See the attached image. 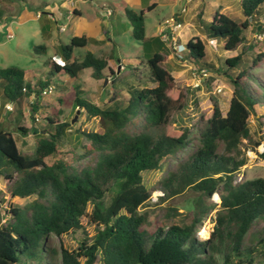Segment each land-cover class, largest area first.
Here are the masks:
<instances>
[{
	"label": "trees",
	"instance_id": "16d2710c",
	"mask_svg": "<svg viewBox=\"0 0 264 264\" xmlns=\"http://www.w3.org/2000/svg\"><path fill=\"white\" fill-rule=\"evenodd\" d=\"M239 5L242 22L217 11L209 22L202 23L205 38L220 40L222 48L233 50L244 41L243 32L250 21L256 23L257 30L264 0H239ZM124 12L132 27V38L143 41L144 13L127 7ZM87 43L85 37L59 43L63 64L49 61L48 76L60 73L76 78L84 68H91L94 78L103 79L107 69L114 84L115 71L108 67L109 57L87 51L81 60H71L74 48ZM46 50L44 44L32 47L34 54H45ZM183 55L195 72L220 70L206 60L205 41L199 35L186 42ZM263 59L264 51H260L251 63L256 66ZM241 63L242 51L225 58L221 66L233 85L226 113L213 101L203 117L197 149L159 181L168 196L187 189L197 193L189 221L154 231L144 227L148 224L147 212L139 211L150 199L142 172L160 169L163 158L176 155L190 143L187 131L171 127V114L184 106L186 92L170 93L174 77L165 55L156 53L131 68L136 71L137 64H145L154 86L128 84L124 103L119 102V93L112 91L107 103L97 106L80 97L81 91L76 88V107L88 117L99 118L103 128L102 132L74 130L76 136L86 140L81 154H76L74 148L62 150L68 143L66 129L70 124L60 118V112L45 113L42 130L21 125L23 103L34 95V114L40 91L50 78L31 85L25 79V70L16 66L0 68L2 94L15 109L10 121L13 128L0 124V178L12 181L11 196L35 195L25 204H10L9 221L0 225V264H95L99 256L103 264H256V255L264 264V224L257 236L252 234L250 243L245 242L254 223L264 221V178L234 183L235 173L245 163L239 146L243 139L251 138L249 117L256 114V105L264 106L262 81L253 78L257 91L244 81L251 77L246 68L229 74ZM15 133L19 137L35 136L32 153L21 151ZM260 143L263 150L257 155L264 159V141L254 142V147ZM87 156L89 161L84 166L72 164ZM49 157H53L51 162L47 161ZM108 192L112 196L105 205L103 198ZM215 192L220 202H208ZM213 210L210 237L199 240L196 227ZM62 235L79 238L77 247L62 242L58 248L53 246L52 236L60 239Z\"/></svg>",
	"mask_w": 264,
	"mask_h": 264
},
{
	"label": "rangeland",
	"instance_id": "374dc122",
	"mask_svg": "<svg viewBox=\"0 0 264 264\" xmlns=\"http://www.w3.org/2000/svg\"><path fill=\"white\" fill-rule=\"evenodd\" d=\"M239 9H235L237 12ZM237 13H233L236 17ZM237 18V17H236ZM235 18V19H236ZM257 22L260 24L257 26V30L264 26V10L260 16L257 17ZM255 22L250 21V26L244 30V41L242 44L233 50H225L220 45V40H216L211 52L209 51V44L206 42V60L214 61V64L220 68L219 71L206 70L207 75L200 77L193 71V67H189V62H178V66H173L174 87L170 91L171 94H177L178 92H186V100L184 106L173 112L170 117V123L173 130H185L188 132L190 143L186 148L178 151L174 156H168L161 160V168L158 170H148L142 172V180L150 192V199L145 206L139 209L140 212H147L148 224L144 227L150 231H154L156 228H166L170 224L180 223L182 221L188 222L190 216L194 210V199L197 197V193L191 189H187L180 194L174 196H168L162 190V186L159 181L166 177L169 172L176 170L178 164L185 161L187 156L197 149L199 146L198 136L199 131L204 125L203 117L207 114L213 101H217L223 114L226 113L229 102L232 96L233 85L228 78L223 74L221 66L224 64V60L227 57H231L242 51L243 63L237 68L229 70V74L235 75L240 69H247L248 74L251 77H247L244 81L252 86L255 90H259L256 82L253 78L264 83V59L260 61L256 66L251 63L252 58L260 51H264V29L257 31L254 28ZM13 33L11 37H8L7 24L0 23V68L8 66H16L26 71L27 80L37 82L38 79L44 81L50 68L49 61L56 59L53 48L50 47L49 51L45 54H34L32 47L38 43L37 39L32 36V25L26 24L23 26L12 25ZM133 42V41H131ZM85 54V49L81 47H75L73 51V57L77 60H81ZM175 59L174 57H172ZM129 62L131 65L114 67L115 71V83L112 84L109 77L110 73L106 69V82L105 78L96 79L92 76L91 68H84L76 78H69L60 73L55 74L56 78H50L49 84L54 87L50 93L41 96L39 98V104L36 106L35 112H40L41 119L38 122L32 120L31 103L34 102V95L29 96L22 106L23 119L21 125L29 127L33 126L36 130H42L45 128L44 114H54L60 112V118L63 121H67L70 126L66 129L67 144L62 147V150H69L74 148L76 154L82 153V144L86 142L84 138L75 135L76 129H85L88 131L102 132L103 128L100 124V120L97 117H88L86 112L79 107H76L73 102L74 93L76 88L81 91L79 96L87 99L92 104L97 106H103L107 103L108 98L112 91L119 93V102L124 103L128 98L127 85H145L152 87L154 83L150 82L149 69L145 64H137L136 71H131L133 64L136 60L131 58ZM145 60V58H141ZM135 65V64H134ZM223 67V66H222ZM3 86H0V124L9 129L13 128L10 121L13 119L15 109L13 111L5 113L4 104L5 98L2 94ZM78 111V112H77ZM256 114H251L249 117V128L251 133L250 139H243L239 148L241 150L240 157L245 158V163L240 167L238 173L241 176V181L253 179L257 177L264 178V159H261L257 152L261 150L262 143L256 148L254 142L262 140L264 141V106H255ZM34 112V113H35ZM76 119L71 122L74 116ZM133 129L135 125L131 126ZM18 138V145L22 152L32 153L35 143L34 135H27L25 137ZM222 147L220 146V151ZM53 157L47 159L51 162ZM89 161V157H84L81 160L74 161L72 164L77 167H82ZM16 177V176H15ZM12 181L0 178V225H6L9 221L8 209L10 204L22 205L35 198V195L26 198H20L18 196H11L9 193ZM218 194V193H217ZM219 195V194H218ZM112 193L108 192L103 198L105 205H108L111 200ZM215 201L213 196L208 202H220V197H216ZM89 208V207H88ZM174 208V212L171 210ZM215 211H211L207 217L196 227V236L199 240H205L210 237L213 229V219L215 217ZM263 220H259L254 223L253 227L248 232L245 242L250 243L252 234H259ZM91 227H89L90 229ZM208 228V232L205 238L200 236L203 229ZM78 239L67 235H62L60 239L56 236H52L51 244L58 248L60 242L63 244L75 248L78 245ZM256 239V237H255ZM255 241V240H254ZM262 259L259 255H256V264H261ZM95 264H103L101 257Z\"/></svg>",
	"mask_w": 264,
	"mask_h": 264
},
{
	"label": "crops",
	"instance_id": "0c3cea01",
	"mask_svg": "<svg viewBox=\"0 0 264 264\" xmlns=\"http://www.w3.org/2000/svg\"><path fill=\"white\" fill-rule=\"evenodd\" d=\"M182 4L184 2L179 0H73V5L66 0H0V23L7 24L9 33H13V24L32 25V36L38 43L46 45V53L50 47L53 48L56 59L52 60L59 64H63L58 53L59 43H68L72 37H85L88 43L81 48L85 49V53L89 51L97 57H109V68H118L119 65L129 67L131 58L136 60V64L141 58L160 53L165 55L166 65L172 69L178 66V62L172 58L170 48L159 34L165 19L178 12ZM185 6L180 41L186 44L192 36L199 35L205 41L206 55L208 38L203 34L202 23L209 22L217 11L238 23L244 20L239 0H191ZM124 7L144 13L143 41L132 38V27ZM236 8L239 9L237 12L234 11ZM106 9L111 12L106 14ZM233 13H237V18ZM60 25L65 26L64 30H59ZM209 46L208 52H211L214 44ZM74 58L72 55L71 60ZM208 62L214 63L212 60ZM189 67L194 66L189 63ZM26 75L25 71V79L28 81Z\"/></svg>",
	"mask_w": 264,
	"mask_h": 264
},
{
	"label": "built area",
	"instance_id": "2783aa9c",
	"mask_svg": "<svg viewBox=\"0 0 264 264\" xmlns=\"http://www.w3.org/2000/svg\"><path fill=\"white\" fill-rule=\"evenodd\" d=\"M179 1H183L184 4H182V6L180 7L179 11L172 14L171 16H169L167 19H165V21L162 24V29L160 31V38L167 44V46L170 48L172 56L179 62H184V51H185V44L182 43L180 41V31L183 28V19H182V14L186 11V6L185 4H187L188 2H190L191 0H179ZM66 2L70 5H73V0H66ZM111 12L110 9H106L105 13L109 14ZM71 14V11L69 10V15ZM65 26L64 25H60L59 26V30H64ZM8 37H11V34H8ZM207 42L209 45L214 44V40L213 39H207ZM199 77L202 76V79H204V76L207 75L206 70H200L199 72H196ZM53 85L52 84H47L46 86H44L41 91H40V97L47 95L48 93H50L53 89ZM35 99V98H34ZM13 103L12 102H6L4 104V110L5 112H11L13 111ZM34 117V122H38L41 119V114L40 112H35L33 114ZM263 150V146H261V150ZM241 181V176L239 175L238 172L235 173L234 176V183L236 182H240ZM213 199L215 201H217L215 199V196L219 198V195L215 192L213 195Z\"/></svg>",
	"mask_w": 264,
	"mask_h": 264
},
{
	"label": "bare ground",
	"instance_id": "6f19581e",
	"mask_svg": "<svg viewBox=\"0 0 264 264\" xmlns=\"http://www.w3.org/2000/svg\"><path fill=\"white\" fill-rule=\"evenodd\" d=\"M207 232H208V228L203 229V231H201L200 236H201L202 238H205Z\"/></svg>",
	"mask_w": 264,
	"mask_h": 264
},
{
	"label": "water",
	"instance_id": "95a60500",
	"mask_svg": "<svg viewBox=\"0 0 264 264\" xmlns=\"http://www.w3.org/2000/svg\"><path fill=\"white\" fill-rule=\"evenodd\" d=\"M105 82H106V78H105ZM78 112V111H77ZM75 119H76V115L74 116V118L72 119V121L71 122H74L75 121Z\"/></svg>",
	"mask_w": 264,
	"mask_h": 264
}]
</instances>
